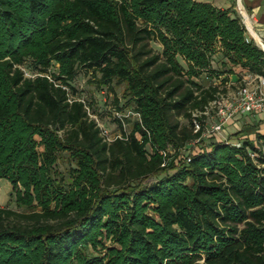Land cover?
I'll return each instance as SVG.
<instances>
[{"label": "trees", "instance_id": "16d2710c", "mask_svg": "<svg viewBox=\"0 0 264 264\" xmlns=\"http://www.w3.org/2000/svg\"><path fill=\"white\" fill-rule=\"evenodd\" d=\"M218 42L230 63L222 74ZM81 72L109 93L126 84L117 112L141 118L128 133L114 119L128 140L104 141L90 103L76 98ZM207 73L217 83L197 81ZM247 74L264 76V51L235 7L0 0V181L25 210L0 207V264H264V132L188 152L200 136L192 111ZM169 146L185 157L179 168L163 166ZM62 153L70 178L58 170ZM104 239L113 244L104 255H87Z\"/></svg>", "mask_w": 264, "mask_h": 264}, {"label": "rangeland", "instance_id": "374dc122", "mask_svg": "<svg viewBox=\"0 0 264 264\" xmlns=\"http://www.w3.org/2000/svg\"><path fill=\"white\" fill-rule=\"evenodd\" d=\"M228 1H233V0H228ZM235 4V9L238 12L239 16L241 17V14L238 9V4L237 1H233ZM242 19V17H241ZM151 47L154 49L156 53H161L162 51V45L158 41H153L151 43ZM215 54L213 56V69L216 71H219V73L223 71H227L228 68H225L223 66L222 62L225 60L226 62L228 61L227 59H224L222 56V48L221 44L218 42L215 45ZM179 63L184 67L185 70H188V63L183 60L181 57H177ZM229 65L230 63L227 62ZM228 65V67H230ZM22 69L25 72L26 77H31L34 76L36 73L31 70V66L29 61L22 67ZM234 73H240V68H234ZM208 74H203L197 81L200 83H217L218 79L216 77V74L213 75V77H210L208 80L206 77ZM222 74V73H221ZM227 77V76H224ZM93 78L90 73L86 74L85 72H81L75 82L73 83L74 88L78 91L76 98H79L82 101H85L86 103H90V115L92 119H95V121L98 123L100 122L110 133L111 136H114L115 134L118 133V124L115 122L116 113L117 109L114 104V98L117 97L120 101L119 104L122 105L124 104L125 100L123 99V94L126 88V84H120L116 85L114 87L115 92L114 93H109L106 88H97V86L93 83ZM212 80V82H211ZM220 81V80H219ZM227 83H231V78H227ZM234 84L231 85L229 88L224 84L221 86V92L227 94L229 91H234L237 89L239 86L238 82H233ZM119 112V113H124ZM251 117V116H250ZM130 121L127 122V131L129 132L132 129V123L133 119H128ZM181 122L183 124H187L188 121L185 120L184 118H180ZM248 123L246 124L245 121L242 119L240 120V128H235L233 125H228L223 133L221 135L216 136L215 138H204L203 140L200 141V143L193 145L192 147H189L190 150L188 152H196L201 149H205L213 140L219 139L224 141L225 143H232V144H241L242 140L246 138L247 136L242 133V131L245 130H252L253 128H258L260 129L259 131L264 132V129H262V125L260 124L261 122H257L254 117L250 118L247 120ZM62 135V133H60ZM253 138V136H250ZM147 151L148 153H151V148L147 146ZM167 156H164V159L166 158L165 166L167 167L170 164H173L175 168H179L182 163L185 161V157L182 155L181 151L178 149H175L171 146H169L166 149ZM187 152V153H188ZM186 153V151H185ZM61 158L58 163V170L64 174L65 177L70 178V175H68L69 170L71 168L70 166V159L68 155L66 154H61ZM181 158V159H180ZM174 171H170L169 174H173ZM165 175H161L163 177ZM154 180V177H151L149 179H146L143 184L148 185L152 183ZM0 207L1 208H8L17 212H24L22 208H19L16 203V197L13 192L11 184L7 180H1L0 181ZM113 244L110 240H105L104 239V246H97V248L90 247L88 250H86L87 255L90 257L93 256H98V255H104V253L107 252L106 247H112Z\"/></svg>", "mask_w": 264, "mask_h": 264}, {"label": "built area", "instance_id": "2783aa9c", "mask_svg": "<svg viewBox=\"0 0 264 264\" xmlns=\"http://www.w3.org/2000/svg\"><path fill=\"white\" fill-rule=\"evenodd\" d=\"M241 17L247 30V41L253 40L260 48L264 49V42L255 35L243 12ZM233 84V82L227 83L226 86L229 88ZM261 113H264V76L247 74L241 79L236 90L229 91L227 94L219 92L216 98L203 109L192 111L193 132L200 136L191 145L198 144L204 138L221 135L230 123H235L240 117L255 116ZM116 116L120 120L123 130L127 133L126 119L141 122L140 114L131 109L125 110L124 113L117 112ZM97 126L107 143H112L118 139L128 140L127 135H124L119 128L118 133L111 136L100 122L97 123Z\"/></svg>", "mask_w": 264, "mask_h": 264}, {"label": "crops", "instance_id": "0c3cea01", "mask_svg": "<svg viewBox=\"0 0 264 264\" xmlns=\"http://www.w3.org/2000/svg\"><path fill=\"white\" fill-rule=\"evenodd\" d=\"M197 2L209 3L219 9H228L235 7L233 1H237L240 14L243 12L246 20L250 23L253 32L256 36L264 42V0H195ZM231 81L236 82V76H231ZM254 117L257 122H261L262 129H264V113L255 116H245L237 119L235 123H230L235 128H240V120L248 123V119Z\"/></svg>", "mask_w": 264, "mask_h": 264}, {"label": "water", "instance_id": "95a60500", "mask_svg": "<svg viewBox=\"0 0 264 264\" xmlns=\"http://www.w3.org/2000/svg\"><path fill=\"white\" fill-rule=\"evenodd\" d=\"M262 49V48H261ZM264 51V49H262Z\"/></svg>", "mask_w": 264, "mask_h": 264}]
</instances>
